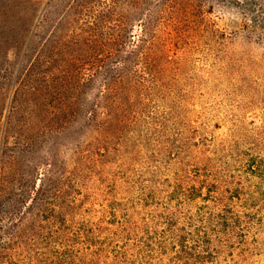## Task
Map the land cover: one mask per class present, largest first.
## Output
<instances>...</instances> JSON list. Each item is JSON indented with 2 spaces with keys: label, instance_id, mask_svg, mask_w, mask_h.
<instances>
[{
  "label": "rangeland",
  "instance_id": "rangeland-1",
  "mask_svg": "<svg viewBox=\"0 0 264 264\" xmlns=\"http://www.w3.org/2000/svg\"><path fill=\"white\" fill-rule=\"evenodd\" d=\"M35 1L27 14L24 0H0V213L11 184L24 179L33 197L45 181L62 235H28L24 248L75 241L77 264H264V0H251L258 14L249 0ZM83 6L113 10L111 35L124 23L138 38L134 20L152 14L167 25L128 71L127 126L101 152L52 95L90 20Z\"/></svg>",
  "mask_w": 264,
  "mask_h": 264
},
{
  "label": "trees",
  "instance_id": "trees-1",
  "mask_svg": "<svg viewBox=\"0 0 264 264\" xmlns=\"http://www.w3.org/2000/svg\"><path fill=\"white\" fill-rule=\"evenodd\" d=\"M24 1L26 4L24 12L28 11L27 14H29L35 10L37 4L35 0ZM249 1L245 6L251 8L246 9L248 14L249 12L258 14L261 7ZM82 8L84 11L79 14H83L90 20L84 25L82 33L73 36L71 40L72 71L67 74L63 85L59 83L58 75H52L57 77L52 86V95L54 102L60 106L56 107L60 110L56 116H64L65 121L70 125L80 121L81 128L90 139V144L97 152H101L102 149L106 151L110 140L127 126L126 115L129 114L127 109L132 104L128 94L137 88V85L134 87L130 85L132 80L128 71L146 64L144 58L147 54L161 48L167 25L161 21L160 17L152 14L146 20H134L135 23L140 24L141 31L138 38L133 36V32H127L130 26L135 25L120 22L115 24L117 34L111 35L109 34L111 22L106 20L108 18L105 16L111 8L103 13L95 12L94 14L89 6ZM114 8L121 11L118 6ZM132 8L137 18L140 14L138 2L135 1ZM72 14L79 15L76 12ZM253 19H251L252 22H255L256 20ZM170 23L168 28L176 26L174 21ZM77 47L81 50L79 60L75 56ZM56 72L61 73V76L66 73ZM98 80L101 82L97 88L96 99L92 102V99L88 97L89 92ZM41 182L39 189L33 191V197L29 196L30 186L24 179H21L18 184H11L13 189L17 190L13 196H2V212L0 213V216L2 215V264H77L75 262L77 255L72 253L76 248L75 243L72 244L75 241H69V248L58 244L55 248L46 247L38 254L34 252L35 246L30 245L24 248L21 243L24 237L38 236L45 230L44 233H49L50 240L62 235L59 232L61 229L56 230L53 225V222L60 219L56 198L49 197V185L45 181L41 180ZM8 185L10 183L4 182L2 187L7 188ZM28 199L31 203L29 208L26 205ZM45 225L50 227L45 228ZM58 247L61 249H57Z\"/></svg>",
  "mask_w": 264,
  "mask_h": 264
}]
</instances>
